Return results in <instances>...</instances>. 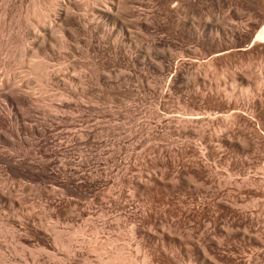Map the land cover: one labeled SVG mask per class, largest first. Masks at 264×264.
Listing matches in <instances>:
<instances>
[{"label":"rangeland","instance_id":"rangeland-1","mask_svg":"<svg viewBox=\"0 0 264 264\" xmlns=\"http://www.w3.org/2000/svg\"><path fill=\"white\" fill-rule=\"evenodd\" d=\"M263 25L264 0H0V264H264Z\"/></svg>","mask_w":264,"mask_h":264},{"label":"bare ground","instance_id":"bare-ground-1","mask_svg":"<svg viewBox=\"0 0 264 264\" xmlns=\"http://www.w3.org/2000/svg\"><path fill=\"white\" fill-rule=\"evenodd\" d=\"M55 4V3H54ZM52 5V4H51ZM51 10V9H50ZM50 10H48V11H50ZM44 12V11H43ZM47 13V12H46ZM46 13H43V14H45L44 15V18L42 19V22H43V20L45 19V17H46V20H47V15L48 14H46ZM41 17H43V15L41 16ZM45 23V22H44ZM258 37V39L260 40V39H263L264 38V25H263V29L261 30V32L259 33V35L257 36Z\"/></svg>","mask_w":264,"mask_h":264}]
</instances>
